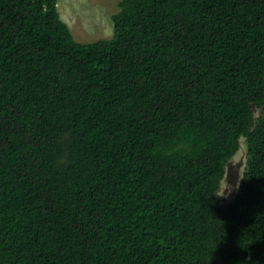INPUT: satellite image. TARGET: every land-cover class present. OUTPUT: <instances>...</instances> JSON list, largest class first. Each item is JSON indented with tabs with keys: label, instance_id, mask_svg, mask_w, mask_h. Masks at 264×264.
Returning a JSON list of instances; mask_svg holds the SVG:
<instances>
[{
	"label": "trees",
	"instance_id": "trees-1",
	"mask_svg": "<svg viewBox=\"0 0 264 264\" xmlns=\"http://www.w3.org/2000/svg\"><path fill=\"white\" fill-rule=\"evenodd\" d=\"M111 20L80 42L57 0H0V264H264V0Z\"/></svg>",
	"mask_w": 264,
	"mask_h": 264
},
{
	"label": "rangeland",
	"instance_id": "rangeland-1",
	"mask_svg": "<svg viewBox=\"0 0 264 264\" xmlns=\"http://www.w3.org/2000/svg\"><path fill=\"white\" fill-rule=\"evenodd\" d=\"M119 0H57L61 19L68 25L73 37L80 42H93L113 35L111 15L118 10ZM255 113L257 110H254ZM247 148L240 138L238 150L225 166V173L216 190L219 202L232 199L245 169Z\"/></svg>",
	"mask_w": 264,
	"mask_h": 264
}]
</instances>
